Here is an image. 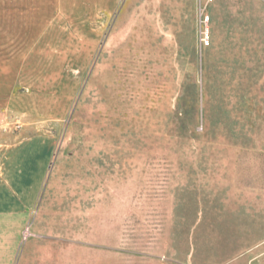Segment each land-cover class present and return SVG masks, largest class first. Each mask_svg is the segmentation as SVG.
Listing matches in <instances>:
<instances>
[{"label": "rangeland", "instance_id": "1", "mask_svg": "<svg viewBox=\"0 0 264 264\" xmlns=\"http://www.w3.org/2000/svg\"><path fill=\"white\" fill-rule=\"evenodd\" d=\"M197 8L0 0V264L263 253L264 0Z\"/></svg>", "mask_w": 264, "mask_h": 264}, {"label": "built area", "instance_id": "2", "mask_svg": "<svg viewBox=\"0 0 264 264\" xmlns=\"http://www.w3.org/2000/svg\"><path fill=\"white\" fill-rule=\"evenodd\" d=\"M216 0H197L198 8V20H199V36L200 44L202 47H208L212 43V37L210 32L211 17L209 8L214 4Z\"/></svg>", "mask_w": 264, "mask_h": 264}, {"label": "crops", "instance_id": "3", "mask_svg": "<svg viewBox=\"0 0 264 264\" xmlns=\"http://www.w3.org/2000/svg\"><path fill=\"white\" fill-rule=\"evenodd\" d=\"M0 189H1V179H0ZM233 263L239 264V263H244V264H264V251L263 253H246V254H241L238 255L233 261Z\"/></svg>", "mask_w": 264, "mask_h": 264}]
</instances>
